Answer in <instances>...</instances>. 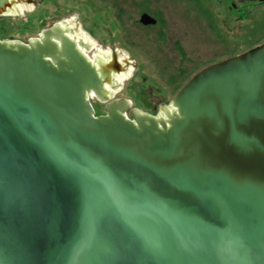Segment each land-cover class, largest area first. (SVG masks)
<instances>
[{
    "label": "water",
    "instance_id": "95a60500",
    "mask_svg": "<svg viewBox=\"0 0 264 264\" xmlns=\"http://www.w3.org/2000/svg\"><path fill=\"white\" fill-rule=\"evenodd\" d=\"M69 33L0 40V264H264V43L161 117L112 99L117 54Z\"/></svg>",
    "mask_w": 264,
    "mask_h": 264
},
{
    "label": "rangeland",
    "instance_id": "374dc122",
    "mask_svg": "<svg viewBox=\"0 0 264 264\" xmlns=\"http://www.w3.org/2000/svg\"><path fill=\"white\" fill-rule=\"evenodd\" d=\"M23 2L22 11L0 16V40L27 43L74 19L103 51L125 54L132 73L114 96L152 116L169 109L175 94L203 68L264 43V0ZM142 14L155 25L140 24ZM90 102L96 115L105 114L103 103Z\"/></svg>",
    "mask_w": 264,
    "mask_h": 264
},
{
    "label": "bare ground",
    "instance_id": "6f19581e",
    "mask_svg": "<svg viewBox=\"0 0 264 264\" xmlns=\"http://www.w3.org/2000/svg\"><path fill=\"white\" fill-rule=\"evenodd\" d=\"M25 2L23 0H12L11 7L6 11L5 15H11V14H17L18 11H22L23 8H20V6L24 5ZM17 12V13H16ZM60 26H63L65 28H68L70 30L69 35L71 38L75 39L76 41L83 42L86 45V48H82L81 50L84 53V55L91 60L94 63L97 64H103L108 61L110 57V52L109 50L103 51L101 48H99L95 41L92 40L78 25L77 22H75L74 19L70 20H63L60 22ZM122 52V51H121ZM90 53H93V56H90ZM118 59L121 62L122 65H124V71H122L120 74H116L115 77V84L112 86H107L108 93L110 94L111 97L119 93L120 91V85L127 81L129 77L131 76L132 69L129 66L128 67V60L123 53H119ZM127 69H126V67ZM126 69V70H125ZM95 99V98H94ZM169 112L175 111L173 107H170L168 109ZM164 114L162 113L159 116H163ZM165 118V116H164Z\"/></svg>",
    "mask_w": 264,
    "mask_h": 264
},
{
    "label": "flooded vegetation",
    "instance_id": "af4514ba",
    "mask_svg": "<svg viewBox=\"0 0 264 264\" xmlns=\"http://www.w3.org/2000/svg\"><path fill=\"white\" fill-rule=\"evenodd\" d=\"M262 1V0H261ZM113 99H120V98H115V96L113 97ZM95 113V112H94ZM96 115V114H95ZM96 116H98V115H96Z\"/></svg>",
    "mask_w": 264,
    "mask_h": 264
}]
</instances>
